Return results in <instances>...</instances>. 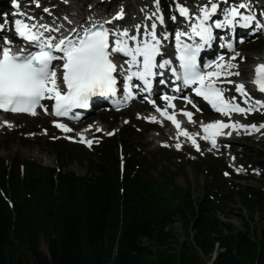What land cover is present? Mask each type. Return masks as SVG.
Instances as JSON below:
<instances>
[{
	"label": "snow or ice",
	"instance_id": "1",
	"mask_svg": "<svg viewBox=\"0 0 264 264\" xmlns=\"http://www.w3.org/2000/svg\"><path fill=\"white\" fill-rule=\"evenodd\" d=\"M155 3L158 13L159 0H155ZM13 4L19 8L17 0H13ZM36 4L39 6V0H36ZM176 8L184 18L186 26L175 30V47L171 53L165 48V41H168L172 34L167 29L157 32L156 21L161 25L165 22L162 14L153 13L146 17H155L150 25L135 24L132 28L107 27L112 20L124 17L125 13L121 7L114 16L103 22L96 20L88 26L80 25L63 33L60 28L53 29L50 25L29 23L35 17L18 12L17 15H23L25 18L13 21L14 34L20 37L25 45L19 52H13V41L7 36L0 38V109L35 115L37 107L48 111V106L42 102L49 100L53 101L52 112L55 116L67 117L72 114L78 118L80 114L73 113V109L88 108L94 97L112 99V102L120 107L140 92L151 93L154 79L158 78L160 85H171L177 92L181 91L182 86H191V91L207 101L212 109L229 117L227 122L222 119L207 124L201 122L200 127L205 133L203 139L210 141L213 147L217 144V136L231 135V131L223 132V129H244L251 134V131L264 128V123L242 124L239 120L231 119L232 113L247 115L257 110V106L264 108V100L255 99L254 104H249L253 99L251 94L243 83H238L235 84V92L249 105L242 107L236 102L235 96L226 97L224 89L219 86L235 83L232 80H220L219 77L240 75L239 71H233L238 68L233 61L239 56V53L235 52L233 42L229 40L220 44L221 48L226 44L232 53L229 60H225L224 54L208 62L199 59L202 50L210 49L214 40L219 38L223 41V36L214 33V29L234 31L237 25L248 27L256 21V17L251 14L250 3L246 0H240L239 3H230V0H206L197 6L195 12L183 3H177ZM246 8L249 9V14L241 11ZM43 10L49 11L48 8ZM221 16L222 19L219 18ZM176 19L175 15L171 17L173 22ZM5 20L7 21V18ZM255 27L264 25L257 23ZM4 28L5 24L0 23V30ZM53 32L60 34L53 35ZM121 56L127 59L122 60ZM173 57L178 61V65ZM213 67L215 70H212ZM166 72L170 75L166 76ZM254 73L252 82L258 91L264 93V63L258 64ZM175 81L181 83L177 84ZM121 89L122 99H113ZM182 98L197 111H202L189 96L184 95ZM144 99H149V96ZM162 99L169 107L176 108L173 104L176 99L174 95L164 93ZM150 102L155 105L154 100ZM156 111L175 125L177 136L183 134L191 139L199 151L196 140L186 129L181 128L175 112L170 113L167 107L159 106H156ZM179 111L189 122H194L191 112L183 108ZM145 119L155 122L157 117L148 116ZM4 123L11 126L8 121ZM54 124L66 132L72 131L67 124L56 121ZM83 142L89 146L92 143L91 140ZM176 147L180 148L181 145L177 143Z\"/></svg>",
	"mask_w": 264,
	"mask_h": 264
},
{
	"label": "trees",
	"instance_id": "2",
	"mask_svg": "<svg viewBox=\"0 0 264 264\" xmlns=\"http://www.w3.org/2000/svg\"><path fill=\"white\" fill-rule=\"evenodd\" d=\"M88 171L103 173L91 165ZM12 193L21 198V192ZM125 195L115 184L87 190L75 183L62 200L46 199L42 213L17 200L15 216L0 199V264H110L114 251L112 264H209L215 249L211 264H264L262 216L261 225L240 217L239 230L219 221L204 199L192 204L183 196L178 233L154 221L158 208L147 203L144 193L139 199ZM244 205L264 214V201ZM41 239L47 254L40 250Z\"/></svg>",
	"mask_w": 264,
	"mask_h": 264
},
{
	"label": "rangeland",
	"instance_id": "3",
	"mask_svg": "<svg viewBox=\"0 0 264 264\" xmlns=\"http://www.w3.org/2000/svg\"><path fill=\"white\" fill-rule=\"evenodd\" d=\"M9 146L6 147L7 151H2L4 155L11 156L12 154H19L26 158H34L36 161H41L45 165L52 167L54 165L53 157L50 154V149L46 145L42 146H31L28 148H21V146L17 143L16 140L11 139ZM262 147L264 149V142L260 144H255L253 141H250V143H247L246 146V152L247 156L249 157L248 163H260L264 166V159L259 160V158L256 156L258 152V148ZM19 152V153H17ZM87 158L86 154L84 156H79V161L85 160ZM74 161L71 162L69 165V168L73 170L78 175H82L85 173V162H79ZM163 166H166L167 168L172 167V169H175L176 166L173 164L172 161L165 162ZM181 173H183L182 176L178 177L175 181L178 186H189L191 189V192L193 194V197L195 199H198L202 194V186L205 181V177L195 171V169L189 165L186 166H179V170ZM250 183V184H249ZM241 186V189L244 191H252L256 193L257 190H259L261 193H264V184H261L260 182L255 181H241L239 183ZM229 208L232 209L233 213L229 214L227 216L226 214H223L222 211H220L221 214L228 218V220L221 218L220 221L231 223L232 225H235L236 227H239L241 225V218L244 217L249 219L251 217V223L254 221L255 225H261L259 223V220L264 217V214H259V211H253L252 213L250 210L244 208L243 205H241L239 202H235V204H229ZM240 215V216H239ZM262 216V217H261ZM264 222V218L262 220ZM179 226L177 223L174 225V230L178 233H181L179 230ZM180 237H182V234H180ZM181 240V239H180ZM40 250L42 253L47 254V247L43 239H41L40 243Z\"/></svg>",
	"mask_w": 264,
	"mask_h": 264
},
{
	"label": "bare ground",
	"instance_id": "4",
	"mask_svg": "<svg viewBox=\"0 0 264 264\" xmlns=\"http://www.w3.org/2000/svg\"><path fill=\"white\" fill-rule=\"evenodd\" d=\"M31 1H36V0H26V2L25 3H29V2H31ZM131 3V2H130ZM126 8V7H125ZM174 50H171V52H173ZM168 75H170V73H167ZM235 91H233V93H234ZM195 99L196 100H199V98L198 97H195ZM69 120H71V122H75L73 119H69ZM247 217V216H246ZM260 223L261 224H263V222L262 221H260ZM146 244L148 245V246H150L151 247V245H150V243L148 242V240H146ZM152 248V250L154 251V248L153 247H151ZM215 251H216V249L214 250V253H215ZM210 257H211V259H214L215 258V255H213V254H210ZM212 261L213 260H210V261H208L209 263H212Z\"/></svg>",
	"mask_w": 264,
	"mask_h": 264
}]
</instances>
